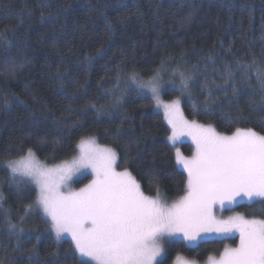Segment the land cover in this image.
<instances>
[{
  "label": "trees",
  "instance_id": "trees-1",
  "mask_svg": "<svg viewBox=\"0 0 264 264\" xmlns=\"http://www.w3.org/2000/svg\"><path fill=\"white\" fill-rule=\"evenodd\" d=\"M0 34L9 41H0V162L32 149L48 164L61 163L77 154L81 138L95 137L116 151L118 168L128 167L146 193L156 194L155 178L166 199L183 195L187 174L175 147L191 154L193 144L171 146V128L152 95L128 82L133 73L139 81L163 74L168 100L182 96L183 73L191 78V97L182 96L188 118L223 133L264 134L257 80V69L264 72V0H0ZM0 194L9 210L0 212V264H38L52 252L58 264L87 260L71 239L57 241L39 209L25 214L36 191H18L2 163ZM233 209L264 219L259 202ZM228 243L238 245V237H211L196 249L168 245L164 264H175L179 254L207 261Z\"/></svg>",
  "mask_w": 264,
  "mask_h": 264
},
{
  "label": "snow or ice",
  "instance_id": "snow-or-ice-1",
  "mask_svg": "<svg viewBox=\"0 0 264 264\" xmlns=\"http://www.w3.org/2000/svg\"><path fill=\"white\" fill-rule=\"evenodd\" d=\"M0 41L9 43L3 34ZM17 67L10 64L8 71L14 74ZM173 76H177L176 71ZM178 79L181 95L187 92L191 97V78L179 73ZM257 80L264 93V72L259 68ZM128 82L135 85L137 92L147 89L156 99V106L163 107L171 127L168 140L172 147L185 135L195 143L190 157L175 147L176 164L187 174L184 194L168 204L153 178L156 195H145L128 167L118 170L119 159L113 148L97 144L95 137L81 138L78 156L53 167L41 163L32 149L18 159L0 162L18 191L25 187L36 191L35 201L25 206V214L40 208L57 241L69 236L72 250L88 258H78L77 264H164L165 244L196 249L209 237L223 240L235 234L239 236L238 245H225L218 259L208 256L207 264H264V219H247L240 213L222 215L245 201L264 204V134L236 128L231 135H225L211 125L185 119L180 99L170 103L159 100L158 73L140 83L133 73ZM191 108L193 114L200 111L194 101ZM203 110L210 113L207 102ZM89 169L93 178L73 190L70 185L74 179L78 182ZM3 204L4 196L0 194V212L7 214L9 210ZM8 227L13 232L17 228L10 221ZM36 239L39 242L40 236ZM32 254L39 255L35 245ZM56 255L52 252L50 261L38 264H58Z\"/></svg>",
  "mask_w": 264,
  "mask_h": 264
},
{
  "label": "rangeland",
  "instance_id": "rangeland-1",
  "mask_svg": "<svg viewBox=\"0 0 264 264\" xmlns=\"http://www.w3.org/2000/svg\"><path fill=\"white\" fill-rule=\"evenodd\" d=\"M159 76H160V92H159V100L161 101V102H163V103H170L172 100H176V99H180V101H181V104H180V109H181V111H182V113H183V115H184V117H185V119H187V120H189V121H192V120H195V119H190V118H188L187 116H186V114L184 113V110H183V105H182V96H179V97H176V98H173V99H170V100H168V99H166V98H164V91H165V89H166V87H167V81H169L168 79H167V81H166V78L164 77V75L163 74H159ZM153 77H151V78H149V79H146V80H144V81H139V80H137V82L138 83H140V82H146V81H148V80H150V79H152ZM143 91H146L147 93H149V94H151V92H149L147 89H145V90H143ZM152 95V94H151ZM153 97V96H152ZM154 99V98H153ZM154 103H155V108L157 109V110H159V111H161L162 113H163V115H164V110H163V107H157L156 106V103H157V101H156V99H154ZM164 118H165V116H164ZM166 120V119H165ZM198 124H201V125H204V126H208V125H211L212 127H214L215 129H216V131L218 132V133H221V134H225V135H231L232 133H223V132H220L214 125H212V124H206V123H202V122H199V121H197V120H195ZM166 122H167V120H166ZM170 126V125H169ZM171 128V127H170ZM171 134V133H170ZM85 139H87V138H85ZM184 141H188V142H190V143H192L193 144V147H194V149H193V151H192V153L191 154H185L182 150H181V152L183 153V155L184 156H187V157H190V156H192V154L194 153V151H195V143H194V141L192 140V138L190 137V136H187V135H185V136H183L182 138H181V141L180 142H184ZM97 142V141H96ZM180 142H178V143H180ZM177 143V144H178ZM97 144H99L98 142H97ZM99 145H101V144H99ZM102 146H104V145H102ZM107 147H109V146H107ZM34 152V151H33ZM35 153V152H34ZM78 154H79V150H78V152H77V154L75 155V156H78ZM27 155V154H26ZM36 155V154H35ZM25 156V155H24ZM74 156V157H75ZM18 158H20V157H18ZM18 158H14V159H18ZM36 158L41 162V163H43V164H45L46 166H48V167H53V166H55L56 164H48V163H46V162H44V161H42L37 155H36ZM73 158V157H72ZM72 158H70V159H68L69 161L72 159ZM57 164H59V163H57ZM118 170H122V169H119L118 168ZM87 176H90V177H88L87 178ZM93 177H92V174H91V170L89 169V170H86V174L83 176V178H79V180H78V182H76V180L74 179V181L71 183V185H70V187L73 189V190H78L79 188H81V187H83L85 184H87L91 179H92ZM141 189H142V187H141ZM142 191H143V189H142ZM144 192V194L145 195H147V196H155V195H152V194H148V193H146L145 191H143ZM162 199H164L165 197L162 195V197H161ZM179 197H177V198H173V199H166V202L168 203V204H171L172 202H174V200H176V199H178ZM247 202V201H246ZM37 209H39L40 211H41V213L43 214V212H42V210L40 209V208H37ZM236 213H240V214H242V215H244L245 216V218H247V219H253V217H248V216H246L242 211H239V210H237V209H232V211H225L222 215L224 216V217H227V216H230V215H234V214H236ZM217 215H221V213L219 212V210H217ZM255 219H259V218H255ZM232 236H237L238 237V240H239V236H238V234H235V235H232ZM231 236V237H232ZM214 237V236H213ZM65 238H69V239H71L69 236H66ZM209 238H211V237H209ZM165 246V248L167 249V244H165L164 245ZM227 246H229V247H235V246H237V244L236 245H229V243L227 244ZM167 252V251H166ZM214 258H216V259H218L219 258V255H212ZM82 258H85V259H88V258H86V257H82ZM184 262H189V264H193V262H194V264H207V261H199V260H197V259H195V258H189V257H186L185 255H183V254H179L177 257H176V259H175V264H184Z\"/></svg>",
  "mask_w": 264,
  "mask_h": 264
}]
</instances>
